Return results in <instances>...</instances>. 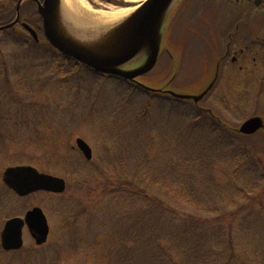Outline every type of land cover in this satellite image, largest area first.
Returning a JSON list of instances; mask_svg holds the SVG:
<instances>
[{"label": "rangeland", "instance_id": "rangeland-1", "mask_svg": "<svg viewBox=\"0 0 264 264\" xmlns=\"http://www.w3.org/2000/svg\"><path fill=\"white\" fill-rule=\"evenodd\" d=\"M123 1L115 0L121 5H124ZM84 2L97 10L104 7L105 3L113 4L107 0ZM201 2L202 0H180L172 7L171 12L165 15L159 32L158 61L148 74L135 82L144 87L148 86L159 94L172 92L188 97L202 96L198 98L196 105L193 104L197 109L195 114L188 110L189 119L195 120L196 116L202 115L206 122L225 127L231 132L237 131L245 117L251 115L259 117L263 125L255 136L235 142L236 149L241 144L245 150L246 162L242 164V171L235 175L234 171L225 169L223 173L220 171L221 164L217 163L213 172L207 170L210 191L203 181L201 198L197 203L192 202L190 207L185 205L191 196L187 189H183L179 177L182 167L179 158L183 159L185 155L182 139L185 135L182 132L184 125H181V122L185 124L186 111L183 108L170 111V107H164L157 100L152 102V120L156 121L164 115L169 122L166 130L174 133L169 137L179 140L178 144H166L162 151V139L158 131L144 126V129L129 130L126 135L124 127L122 128L125 121H129V112L136 114L137 105L143 103L140 97H129L124 92L127 90L125 86H120L112 80L106 83L96 82L93 77L91 80L94 82L76 80L80 85L78 92L86 93L81 100L83 108L80 109L81 104L71 106L54 100V88L67 92L72 91L73 86L69 81L61 83L55 80L53 85L44 83L48 77L51 80L54 78L50 73L51 66L44 64V51L37 53L38 62L34 69L33 63L28 64V61H25L26 56L21 58L22 55L16 53L18 51L21 54L18 48V45L21 46L19 36L14 34L1 38L3 53L12 54V57H16L20 62H13L8 72L0 69V218L17 216H8L6 213L10 211L14 212L13 214L22 213L23 216L28 208L36 205L45 210L49 235L47 243L43 245L45 247L41 246L35 250L33 248L36 246L26 234L24 249L10 256L0 254V264H102V253H105L106 249L101 248L100 242H96L91 248L81 243L87 240L90 232L94 236L101 235V223L107 220H113L114 223L117 217L114 213L115 201L102 197L101 186L81 182L89 177H98L99 170L106 169V166H111L109 170H105L108 174L124 175L131 179L132 170L120 168V157L128 158L129 163L138 168V139L148 151L147 163H158L155 179H152L148 171H143L141 181H147L143 183L148 186L147 194L150 197L158 195L157 200L163 205L160 215L164 229L167 228L165 224L173 220L175 225L181 227L189 217L199 219L200 226L208 227L213 219L225 215L228 219L222 222L230 226L233 252L236 255L235 264H250V261L251 264H264V66L260 62L253 65L251 60L236 62L234 66L225 61L219 64L217 60L220 47L216 45V40L223 38L226 32L238 24L237 22H243L241 18L245 7H231V3L226 0H211V6L207 8L206 2L204 5ZM25 4H20L19 14L24 11ZM253 14H250L248 22L245 23L255 26V30L264 38V13L257 16ZM106 28L100 26L99 30L92 29L88 33L97 35V39H109L110 37L102 32ZM25 53L33 54L32 50H26ZM204 55L211 58L208 60ZM146 56L147 51L143 49L133 61L121 69L132 71L141 68ZM24 66H30L29 71H24ZM19 70L24 72H18ZM18 73L23 76V80L27 78L28 87L12 95L3 80L7 78V74L8 81L15 84ZM88 76L84 73L78 77L82 81V78ZM106 114L111 117L112 122H115L117 117L119 125L114 142L109 136V127H105V123L109 122L102 118V115ZM55 115L59 118L53 119ZM189 121L187 120L186 124ZM4 123L14 124L15 131L17 127L20 128L16 138L14 133L9 137ZM190 131L202 139L210 137L206 142L213 145L228 146L224 142L231 141L214 137L211 127H204V124ZM3 136L6 138L2 139ZM136 136L139 137L136 139ZM77 138L86 141L92 149L93 160L89 164L78 160L77 151L73 149ZM125 139L132 145L125 148ZM146 140L152 142L150 148L146 147ZM110 145L111 152H107V157L103 158L102 153H105ZM249 157L250 160H247ZM164 158L171 159L169 162L162 161ZM70 160L75 162V166L71 167L72 174L69 173ZM76 161H79L78 165ZM18 165H30L38 170L65 177L66 190L61 196L37 193L36 196H29L23 201L12 199L11 193L5 191L1 185V174L6 167ZM202 178L205 179V175ZM211 186L217 189L214 191ZM24 207L26 210L19 213ZM132 209V205L127 206V210ZM214 209L218 212H213ZM241 222L246 226L240 225ZM1 224L2 220L0 227ZM74 244L78 246L72 247Z\"/></svg>", "mask_w": 264, "mask_h": 264}, {"label": "trees", "instance_id": "trees-1", "mask_svg": "<svg viewBox=\"0 0 264 264\" xmlns=\"http://www.w3.org/2000/svg\"><path fill=\"white\" fill-rule=\"evenodd\" d=\"M17 36L20 37L21 41L19 39L18 41L22 45L19 48L21 54L17 51V55H22L21 58L26 56L27 60L25 61H28V64L33 63L35 69V64L38 62L35 61L36 54L25 53L26 50L31 51V48H34L32 42L27 41L19 34ZM23 47L26 49L22 50ZM4 57L5 59L0 62V69L8 72L11 64L13 62L16 64L19 60L8 53L4 54ZM22 64L27 65L26 63ZM44 64L51 66L50 73L55 76H70L74 70L73 67H68V64L61 67L49 58L44 60ZM24 71H27V69ZM5 75L8 78L7 74ZM7 78L3 82L6 83L5 86L7 85L12 95L17 94V91H19L17 87L21 89L28 86V80L16 85L10 83ZM52 80L48 77L44 83L51 85L55 82ZM41 84L43 85V83ZM186 108L190 109L188 106ZM147 110L142 113L143 119L148 116ZM200 120L206 122L203 117H195V121ZM207 125L218 132L217 137L223 138L224 141L231 139L232 143H235V141L241 142V140L232 139L230 135L222 133L218 128H215L214 124L207 123ZM209 138H200L199 142L187 136L182 138L185 141V147H183L185 155L183 159L179 158L182 161L179 177L183 189H187L191 196L186 201V207H190L192 202L197 203L201 198L200 191L203 190V181L210 191L207 170L213 172V167L220 163L221 172L224 173L225 169H229L234 171L236 175L242 171V164L246 162L244 156L238 155L240 149L235 150L234 147L229 146L230 143H226L228 141L224 142L228 146H219L207 143L206 141ZM137 142L140 154L139 157H136V160H139L138 168L130 164L128 158L120 157L121 164L119 166L121 169L129 168L132 170L131 179L124 175L113 176L108 174L105 170H109L111 166H106V169L99 171V178L87 182L92 186H101L102 197L115 201L114 213L117 217L114 223L113 220H107L99 226L101 235L94 236L90 234V240L92 241L90 245L95 246L96 242H100L101 248L106 249V252L102 253L104 264H235L236 255L233 252L230 226L222 222L228 219L224 217L225 215L213 219L210 222L212 224L208 227L200 226L199 219L189 217L181 227L175 225L173 220L171 223L165 224L167 228H163L164 223L160 215V211H163V205L157 200L158 195L150 197L147 194L148 186L143 184L147 181H141L143 171H148L152 179L154 178L158 163L154 164L153 161L147 163L149 161L146 158L148 151L144 149L140 141ZM188 142L189 144L186 145ZM145 143L146 147L150 148L152 142L149 143L146 140ZM241 152L243 151L241 150ZM148 158L150 159V157ZM250 158H247V160H250ZM169 159L171 158L166 160L164 158L162 161L169 162ZM203 175H205V179L202 178ZM213 178L216 181L214 176ZM195 186L197 187L195 188ZM212 189L215 191L217 188L213 186ZM242 191L244 192L243 189ZM128 205H132L133 209L127 210ZM213 212H218V210L214 209ZM240 225L246 226L244 222H241Z\"/></svg>", "mask_w": 264, "mask_h": 264}, {"label": "water", "instance_id": "water-1", "mask_svg": "<svg viewBox=\"0 0 264 264\" xmlns=\"http://www.w3.org/2000/svg\"><path fill=\"white\" fill-rule=\"evenodd\" d=\"M174 0H147L142 8L135 12L130 19L123 22L108 40L122 44L115 56H101L94 51H89L74 45L60 36L54 25V6L55 0H44L39 7L42 17L43 31L49 43L58 49L62 54L73 58L87 67L99 73L116 75L124 79L131 80L137 76L149 72L155 65L158 53V33L162 20L168 12V5ZM149 49V61L141 69L135 72H124L120 67L130 62L143 47ZM261 126L259 119H252L244 123L240 128V133L251 134ZM78 147L84 152L87 159H90V152L87 146L80 140L77 141ZM3 180L15 192L20 195L44 190L49 192L61 193L64 190L62 180L39 175L31 168L9 169L5 172ZM31 231L35 233L34 238L37 244H42L47 235L45 219L40 210L34 209L25 218ZM22 221L14 219L9 221L2 234V245L4 249L19 248L21 244Z\"/></svg>", "mask_w": 264, "mask_h": 264}, {"label": "bare ground", "instance_id": "bare-ground-1", "mask_svg": "<svg viewBox=\"0 0 264 264\" xmlns=\"http://www.w3.org/2000/svg\"><path fill=\"white\" fill-rule=\"evenodd\" d=\"M107 1L113 4L105 3L104 7L97 10L87 6L84 0H55L54 25L57 33L72 44L94 51L98 55L110 57L117 55L118 49L123 46L118 44L117 39L113 43L108 39H97V35L88 32L92 29L99 30L100 26H104L107 27L102 31L104 35L112 37L116 30L115 26L130 19L147 0H124V5L117 4L115 0ZM176 1L168 5L170 8L168 13L173 9ZM195 19L198 21L197 17ZM190 25L194 28L193 24ZM157 41L159 45V39Z\"/></svg>", "mask_w": 264, "mask_h": 264}, {"label": "flooded vegetation", "instance_id": "flooded-vegetation-1", "mask_svg": "<svg viewBox=\"0 0 264 264\" xmlns=\"http://www.w3.org/2000/svg\"><path fill=\"white\" fill-rule=\"evenodd\" d=\"M36 0H26L23 3H35ZM38 1V0H37ZM228 1L231 7H245V11L243 12L241 20L243 22H237L238 24L234 25L223 38L216 40V45L232 48V47H241L240 49V60L243 61L253 59V51L258 50L262 51V46L264 45V38L258 34V30H255V26H250L248 23V18L250 14L259 15L260 13H264V0H226ZM206 2V4H205ZM13 2L10 0H0V28L4 27L1 25L3 22H6L8 19V15L10 13L9 8ZM203 5L205 7L211 6V0H202ZM30 8V6H28ZM252 12V13H251ZM36 13V12H35ZM29 14V10L27 11V16ZM33 16V15H32ZM260 26V25H257ZM263 27V26H262ZM261 28V27H259ZM3 29H0L2 32ZM264 49V48H263ZM235 57L231 60L232 62L238 61V53L233 52Z\"/></svg>", "mask_w": 264, "mask_h": 264}]
</instances>
